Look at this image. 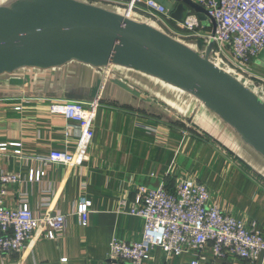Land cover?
Returning a JSON list of instances; mask_svg holds the SVG:
<instances>
[{
	"label": "crops",
	"instance_id": "obj_1",
	"mask_svg": "<svg viewBox=\"0 0 264 264\" xmlns=\"http://www.w3.org/2000/svg\"><path fill=\"white\" fill-rule=\"evenodd\" d=\"M14 1L0 0V6ZM106 1L103 6L117 2L120 8L124 0ZM202 22V34L213 30L210 19ZM151 24L185 34L174 20L167 28ZM187 41L197 49L199 41L204 42L202 49L208 45L203 36ZM258 60L253 69L262 73L264 65ZM99 93L94 137L84 163L41 161L53 149L74 150L80 136L74 122L51 114L50 104L88 103ZM186 127L188 136L182 132ZM12 142L22 143L23 156L14 157L12 148L0 150V171L19 173L22 180L9 187L8 205L19 207L26 199L36 213H62L67 219L58 238L51 240L40 232L23 252L0 257V264H129L110 261V241L141 240L144 220L119 212V200L132 201L140 185L157 188L166 179L173 187L176 177L185 175L204 182L226 212L248 226L256 222L264 235V158L195 96L138 70L73 61L59 68L22 69L0 76V144ZM173 162L177 166L169 180L165 173ZM31 169L45 170V176L30 182ZM81 197L92 203L86 223L73 213ZM208 256L212 259L210 252ZM191 257L167 258L157 247L145 264H189ZM214 264L255 263L229 258L215 259Z\"/></svg>",
	"mask_w": 264,
	"mask_h": 264
},
{
	"label": "built area",
	"instance_id": "obj_2",
	"mask_svg": "<svg viewBox=\"0 0 264 264\" xmlns=\"http://www.w3.org/2000/svg\"><path fill=\"white\" fill-rule=\"evenodd\" d=\"M104 5L106 0H84ZM204 7L216 22V32L202 34L203 22L196 12L189 11L177 26L184 31L173 37L187 43V39L203 36L214 40L211 61L245 85L264 96V71L257 73L253 63L264 49V0H193ZM107 2V1H106ZM109 7L129 17L140 16L146 22L168 26L174 20L168 9L156 0H124ZM175 21V20H174ZM196 48L193 44L191 45ZM197 49V48H196ZM201 54L204 49H198ZM101 93V92H100ZM100 93L86 103L75 100H56L50 104L51 114L62 115L74 122L80 131L74 150L53 149L41 159L48 164L82 165L94 137V122L100 106ZM15 109L20 110L17 106ZM67 127V135H71ZM185 136L189 127L182 130ZM10 148L14 157L22 158L21 142L0 144L1 151ZM173 162L165 176L175 175ZM155 175V174H152ZM45 170L31 169L30 182H39ZM19 173L0 171V257L21 253L40 232L48 239H56L66 227L67 215L36 213L26 199L19 207L7 203L9 187L21 182ZM174 186L166 179L157 188L140 185L132 201L119 200L118 211L138 216L144 220V232L139 241L113 238L109 244V259L117 263L145 264L154 248H161L167 258L191 255L189 264H214V260L234 258L255 264H264V235L256 222L249 226L230 212H226L213 198L208 186L193 175L176 177ZM91 201L81 197L74 214L86 223L91 212ZM212 254V259L208 253ZM65 260V259H63Z\"/></svg>",
	"mask_w": 264,
	"mask_h": 264
},
{
	"label": "water",
	"instance_id": "obj_3",
	"mask_svg": "<svg viewBox=\"0 0 264 264\" xmlns=\"http://www.w3.org/2000/svg\"><path fill=\"white\" fill-rule=\"evenodd\" d=\"M176 22L192 9L216 22L193 0H156ZM203 41L198 42L202 49ZM210 39L201 54L153 24L84 0H15L0 6V76L79 62L123 66L178 87L201 101L264 158V96L218 67ZM264 65V49L258 55Z\"/></svg>",
	"mask_w": 264,
	"mask_h": 264
},
{
	"label": "rangeland",
	"instance_id": "obj_4",
	"mask_svg": "<svg viewBox=\"0 0 264 264\" xmlns=\"http://www.w3.org/2000/svg\"><path fill=\"white\" fill-rule=\"evenodd\" d=\"M181 162V161H180Z\"/></svg>",
	"mask_w": 264,
	"mask_h": 264
}]
</instances>
